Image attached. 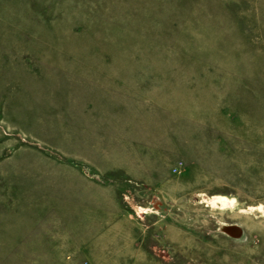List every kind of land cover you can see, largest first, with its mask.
<instances>
[{
	"label": "rangeland",
	"instance_id": "rangeland-1",
	"mask_svg": "<svg viewBox=\"0 0 264 264\" xmlns=\"http://www.w3.org/2000/svg\"><path fill=\"white\" fill-rule=\"evenodd\" d=\"M0 264H264V0H0Z\"/></svg>",
	"mask_w": 264,
	"mask_h": 264
},
{
	"label": "water",
	"instance_id": "water-1",
	"mask_svg": "<svg viewBox=\"0 0 264 264\" xmlns=\"http://www.w3.org/2000/svg\"><path fill=\"white\" fill-rule=\"evenodd\" d=\"M226 233H228L229 235H233L235 237L241 236L242 234V230L240 227L236 226V225H231L226 227V229H223Z\"/></svg>",
	"mask_w": 264,
	"mask_h": 264
},
{
	"label": "bare ground",
	"instance_id": "bare-ground-1",
	"mask_svg": "<svg viewBox=\"0 0 264 264\" xmlns=\"http://www.w3.org/2000/svg\"><path fill=\"white\" fill-rule=\"evenodd\" d=\"M212 200L227 201V198L224 197V196H215V197H213ZM228 226H231V225H224V226H222V228H223V229H226V227H228ZM236 226H237V225H236Z\"/></svg>",
	"mask_w": 264,
	"mask_h": 264
}]
</instances>
